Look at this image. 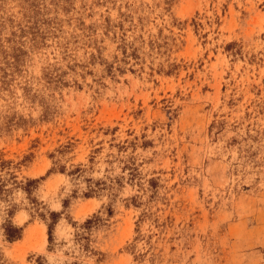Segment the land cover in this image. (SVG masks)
<instances>
[{"label": "rangeland", "instance_id": "1", "mask_svg": "<svg viewBox=\"0 0 264 264\" xmlns=\"http://www.w3.org/2000/svg\"><path fill=\"white\" fill-rule=\"evenodd\" d=\"M0 264H264V0H0Z\"/></svg>", "mask_w": 264, "mask_h": 264}, {"label": "trees", "instance_id": "2", "mask_svg": "<svg viewBox=\"0 0 264 264\" xmlns=\"http://www.w3.org/2000/svg\"><path fill=\"white\" fill-rule=\"evenodd\" d=\"M33 182H35V181H28L27 184H26V186H28L30 183H33ZM85 223H89V221H86ZM19 233H20V229L14 228L11 225H8L6 227V229L4 230L5 238L9 242L18 239ZM47 234H48V236L50 234L49 226H47Z\"/></svg>", "mask_w": 264, "mask_h": 264}]
</instances>
